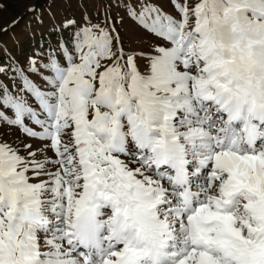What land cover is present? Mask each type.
<instances>
[{
    "label": "snow or ice",
    "instance_id": "1",
    "mask_svg": "<svg viewBox=\"0 0 264 264\" xmlns=\"http://www.w3.org/2000/svg\"><path fill=\"white\" fill-rule=\"evenodd\" d=\"M170 3L0 61V264H264V0Z\"/></svg>",
    "mask_w": 264,
    "mask_h": 264
},
{
    "label": "rangeland",
    "instance_id": "2",
    "mask_svg": "<svg viewBox=\"0 0 264 264\" xmlns=\"http://www.w3.org/2000/svg\"><path fill=\"white\" fill-rule=\"evenodd\" d=\"M123 2L124 0H121V4ZM135 2L139 3L140 0ZM150 2L159 5L165 11L172 10L170 0ZM0 3L4 5V8L0 9V29L7 26L12 18L23 17L16 27L0 33V49H5L0 51V61L5 63L11 56L25 64L27 57L34 53L46 51L49 46L56 47L61 36L69 38L68 33L60 28L61 23L66 19L81 21L85 14L90 17L92 23L101 24L109 9L115 20L124 17L123 23H118L117 26L121 29L126 42H131L140 31L133 21L128 19L124 8L117 6V0H0ZM32 6L35 7V12L26 11ZM37 16L42 17V23L36 19ZM33 79L37 83H42L38 77ZM5 132L10 134L8 138L19 135L14 129L0 127V136Z\"/></svg>",
    "mask_w": 264,
    "mask_h": 264
}]
</instances>
